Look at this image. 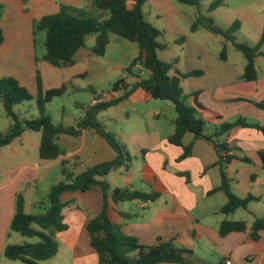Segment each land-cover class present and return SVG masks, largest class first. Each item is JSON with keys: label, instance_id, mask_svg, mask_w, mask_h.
Wrapping results in <instances>:
<instances>
[{"label": "crops", "instance_id": "0c3cea01", "mask_svg": "<svg viewBox=\"0 0 264 264\" xmlns=\"http://www.w3.org/2000/svg\"><path fill=\"white\" fill-rule=\"evenodd\" d=\"M90 1L29 0L25 3L28 6L26 9L20 0H0L3 5L0 28L4 36L0 45V78L12 77L31 94L36 90L37 95V76L43 90L60 88L67 82L72 83L75 77L85 82L90 80L89 77L97 82L107 81L109 77L115 82L125 77L124 69L138 56V47L128 41H119L113 35L110 36L104 56H94L90 52L92 47L85 46L75 54V64L70 68H55L35 60L41 56L37 57L33 52V24L45 16L57 14L61 5L80 9ZM225 2L220 8L225 7ZM220 8L213 13H218ZM237 9L239 14L243 13L242 19H251L252 16L257 18L256 14L261 18L264 14L260 3L258 10L255 7ZM142 11L144 19L161 31L162 36L168 35L173 44L181 46V55L166 53L167 46L158 52V58L165 62L176 59L175 70L182 74L202 71L200 76L182 80L181 87L185 95H192L186 100L187 105L192 106L195 99L204 109L199 110L197 116L205 122L206 135L212 134L221 124L232 123L237 119L264 125V111L253 105L264 103L263 57L255 59L257 79L245 82L242 80L245 60L235 55L230 44H227L230 49L226 45L227 59L222 61L219 59L221 38L201 29L190 32L196 15L194 7L175 0H147ZM182 37L184 41L177 43ZM207 41L213 44V48L205 45ZM118 48L124 52L118 55ZM77 65H81L79 70H76ZM135 71H140V76L144 78L148 75L139 66L135 67ZM133 81L132 76H127L128 83ZM90 91L94 93V99L89 106L119 96L108 91H95L94 88ZM151 100L144 91L137 90L125 101L130 106L142 105L144 109H124L122 118L128 122L138 118L139 123L128 126L126 135L120 127L118 136H113L128 149L131 160L111 172L106 182L111 190L127 189L157 194V197L152 201L117 203L109 199V221L142 246H153L161 241L191 251L193 264H264V230L258 233L256 240L251 231L256 219H264L263 135L254 128L236 126L220 138L228 147V151L220 155L229 158L223 169L231 191L239 198L249 195L259 198L249 203L246 209H237L224 215L220 209L226 202L225 195L222 192L210 194L221 183L219 167L214 166L218 161L214 145L205 140H194L191 134H186L181 143L183 147L191 146V152L189 157L178 160L183 149L167 142L175 126L174 120L168 123L165 113L173 105L164 101L156 105ZM15 107V113L21 117L29 111L28 106L23 113L19 109L15 110ZM111 108L97 115L100 124L101 116L106 120L104 116ZM81 118L72 123L52 122L55 125L74 126ZM112 122L116 123L114 120ZM10 124L3 109V113H0V132H5ZM40 139L39 132L25 131L0 149V264L20 263L4 257L7 245L31 243L30 239L10 231L17 195H22L24 199L26 214H39L45 209L40 204L42 199L49 188L61 180L63 167L73 175H78L116 156L105 140L93 130H83L77 138L60 135L57 144L63 154L55 160L43 161L38 153ZM182 174H187V178ZM61 198L65 202L62 217L66 229L55 236L57 254L40 264H63L64 259L69 261L68 264H97L98 255L90 245L86 227L102 208L101 189L95 186L83 193H65ZM224 221L243 222L246 230L221 237L219 227ZM134 255L129 254L131 257Z\"/></svg>", "mask_w": 264, "mask_h": 264}, {"label": "trees", "instance_id": "16d2710c", "mask_svg": "<svg viewBox=\"0 0 264 264\" xmlns=\"http://www.w3.org/2000/svg\"><path fill=\"white\" fill-rule=\"evenodd\" d=\"M20 1L25 4L29 0ZM146 1L91 0L89 4L93 13L61 5L57 14L45 16L33 24V34L42 33L44 35V53L35 60L48 63L55 68L74 66V56L85 47V40L88 36L95 37V43L90 52L97 57L104 56L111 35L138 47V56L124 69L126 76L118 78L110 87V93L119 94V96L108 101H100L93 106L84 107L82 109L83 117L74 126L55 125L45 112L46 105L53 98L60 97L66 92L65 86L43 90L40 78L37 76V95L32 97L16 79L12 77L0 78V104L3 106L5 116L11 121L8 129L5 132H0V149L9 145L25 131L39 132L41 134L39 158L43 161H51L63 154L57 144L60 135L77 138L83 130H93L105 140L116 154L112 160L88 168L78 175H73L62 166L61 180L49 188L40 203L45 206V209L39 214H26L24 199L22 195H17L10 231L23 238L35 239V242L7 245L4 249V257L7 260L22 264H40L52 259L58 250L55 236L66 229L62 217V209L65 207L62 195L70 192L83 193L98 186L103 196L102 208L86 227L90 245L98 255L97 264H193L190 259L191 251L179 249L169 242L161 241L153 246H142L135 238L123 234L120 228L113 225L108 219L109 199L117 203L131 200L152 201L157 197V194L149 195L138 191L131 192L127 189L111 190L106 182V177L111 172L123 167L126 162H130L131 158L125 146L100 124L97 115L127 101L137 90L144 91L153 100L169 102L173 105L176 118L174 120L175 130L167 138L170 145L182 147L181 141L186 134H191L194 140H205L214 145L218 156V161L214 166L219 167L221 183L210 194L222 192L225 195L226 202L220 209L222 214L228 215L237 209H246L249 203L259 200L258 197L251 195L239 198L231 191L229 180L223 169L229 158L228 156L223 158L220 155L223 152L226 153L228 147L220 138L236 126L254 128L264 137V125L250 124L244 119H237L232 123L221 124L210 135L205 134V122L197 116L198 111L204 109L195 99H193L192 106L187 105L186 100L192 95H185L181 87L182 80L200 76L202 71L182 74L175 70L176 59L172 62H165L158 58V52L165 50L167 45L160 42L162 32L144 19L142 7ZM175 1L196 9L190 32L201 29L221 38L222 47L219 59L222 61L227 59L226 45L230 44L233 51L239 53L245 60L242 80L253 82L257 79L255 59L257 57L264 58L262 50L264 29L255 45L240 43L234 37L240 28L238 21H234L227 29H223L215 25L209 16L223 6L224 0H212L207 6L206 15L199 11L201 0ZM2 13L3 6L0 4V18ZM3 41L4 36L0 28V45ZM183 41L184 37L177 43ZM136 66L148 72L147 77H141L140 71H135ZM173 71L175 73L171 74ZM127 76H132L134 81L128 83ZM32 100L35 102L37 117L26 119L15 113V106ZM253 105L264 111V103H253ZM190 152L191 146L183 147L181 158L188 157ZM242 161L248 162L247 159ZM245 230L246 225L243 222L224 221L220 224L219 235L224 237L231 232H244ZM261 230H264V219H256L251 227L253 239L258 238V233ZM130 253H135V255L131 257Z\"/></svg>", "mask_w": 264, "mask_h": 264}, {"label": "rangeland", "instance_id": "374dc122", "mask_svg": "<svg viewBox=\"0 0 264 264\" xmlns=\"http://www.w3.org/2000/svg\"><path fill=\"white\" fill-rule=\"evenodd\" d=\"M211 1L212 0L200 1L199 11L201 12V14L203 15L207 14L206 13L207 6L210 4ZM225 1H226L225 7L220 8V11L218 13H211L209 15L211 16L215 25L219 26L220 28L227 29L234 21H238L240 23V29L238 30L237 33L234 34L236 40L240 43H245L250 46L255 45L259 40L262 30L264 29V14H262L261 18H258V14H256L255 16L257 18H253L254 16H252L251 19H242L241 16L243 15V13L239 14L237 8L244 9L247 7L249 8L255 7L256 10H258L257 8L259 3L261 4V7L264 8V0H225ZM241 4L242 7H239ZM25 8L28 9L27 4H25ZM80 9L84 10L86 13H93V9L88 3H84L83 6L80 7ZM113 37L116 38L117 36H113ZM116 39H119V41H123V42L125 41L118 37ZM33 40H35L33 46L34 47L33 52L35 56L40 57L44 53V47H43L44 35L42 33L33 34ZM160 41L165 42V44L168 46V50L166 53L168 54L175 53L181 55L180 53L181 46L179 44H173L172 41H170L168 35L165 37L162 36L160 38ZM94 43H95L94 37L88 36L86 38L85 46L90 48L93 47ZM205 45L210 46V48H213V44L208 41L205 42ZM227 47H229L228 49H230L229 45H227ZM123 52L124 51L121 48H118L117 51L118 55ZM234 53L235 55L241 57L240 54L236 52ZM79 67H81V65H77L76 70H79ZM88 79L90 80H86L85 82L78 77L73 78L71 81L72 83L67 82V84L64 85L66 92L60 97L53 98L52 101L46 105L45 112L54 123H59V122L72 123L76 121L79 117L81 118V116L83 115L82 109L86 106H89L92 100L94 99V93L91 92L90 89L94 88L95 91H102L103 93H106L107 91L110 92V87L114 82L113 81L114 79L110 77L106 79L107 81H103V82L94 81L93 77H89ZM29 94L32 97H35L36 90H34L32 94L29 92ZM151 101L153 102V104L156 105H160L163 103L162 101H157V100H151ZM26 108L29 110L27 115H24L26 119H30L32 116L34 118L37 117L38 113L35 107L34 100L18 105L17 107H15V110L19 109V111L23 113ZM133 108L144 109L142 105H138V104L130 106V104L125 103V101L121 102V104L119 103L118 106L108 110V114L104 116V119L106 120H103L102 119L103 116H101L100 120L102 122L101 123L102 126L107 132L111 133L112 135L114 134L115 136L116 135L118 136V128L121 127L126 135L125 131L128 129V126L137 125L139 123L138 118H134V120L129 122L126 121L124 118H122L124 109L132 110ZM0 113L1 114L3 113V108L1 104H0ZM110 118L116 121V123H113ZM165 118L168 121V123H171L173 120H175L176 113L173 107L170 108L169 111L165 113ZM181 148L183 149V146ZM184 159L185 158H181V156H179L178 158V160H184ZM182 176L187 178V174H182ZM40 192L43 191L40 190ZM34 241L35 239L29 240V242L31 243H33ZM68 263L69 261L65 259L63 260V264H68ZM12 264H20V263L12 262Z\"/></svg>", "mask_w": 264, "mask_h": 264}, {"label": "built area", "instance_id": "2783aa9c", "mask_svg": "<svg viewBox=\"0 0 264 264\" xmlns=\"http://www.w3.org/2000/svg\"><path fill=\"white\" fill-rule=\"evenodd\" d=\"M226 264H229L228 262Z\"/></svg>", "mask_w": 264, "mask_h": 264}]
</instances>
